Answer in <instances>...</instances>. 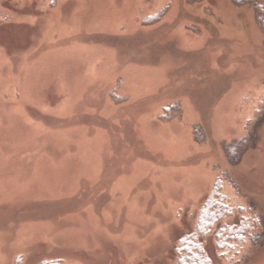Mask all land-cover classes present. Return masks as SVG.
<instances>
[{"label": "rangeland", "instance_id": "374dc122", "mask_svg": "<svg viewBox=\"0 0 264 264\" xmlns=\"http://www.w3.org/2000/svg\"><path fill=\"white\" fill-rule=\"evenodd\" d=\"M225 175L264 264V0H0V264H178Z\"/></svg>", "mask_w": 264, "mask_h": 264}, {"label": "trees", "instance_id": "16d2710c", "mask_svg": "<svg viewBox=\"0 0 264 264\" xmlns=\"http://www.w3.org/2000/svg\"><path fill=\"white\" fill-rule=\"evenodd\" d=\"M253 136L252 134V138ZM250 139L251 137H246L227 146L225 152L229 160L236 164ZM227 180V175L225 178L217 179L200 209L195 229L180 240L178 264H214L207 252V241L210 237L216 240V249L220 252L227 249L235 250L246 241L255 245L259 243L258 221L255 218L238 219L240 215L226 203L222 191ZM44 264H61V262Z\"/></svg>", "mask_w": 264, "mask_h": 264}]
</instances>
